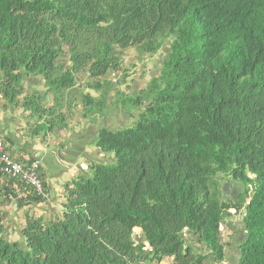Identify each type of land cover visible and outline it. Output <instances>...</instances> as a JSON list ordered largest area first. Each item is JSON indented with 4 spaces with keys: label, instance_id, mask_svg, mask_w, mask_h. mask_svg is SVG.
Wrapping results in <instances>:
<instances>
[{
    "label": "trees",
    "instance_id": "1",
    "mask_svg": "<svg viewBox=\"0 0 264 264\" xmlns=\"http://www.w3.org/2000/svg\"><path fill=\"white\" fill-rule=\"evenodd\" d=\"M165 42L158 75L121 89L126 50ZM33 76L51 107L22 96ZM0 96L49 133L73 104L92 121L104 105L137 111L96 133L114 160L66 183L59 212H25L16 241L0 213V264H226L223 223L240 215L236 264H264V0H0ZM223 182L240 186L236 200ZM42 186L35 196L0 174L3 199L23 192L19 206L47 199Z\"/></svg>",
    "mask_w": 264,
    "mask_h": 264
},
{
    "label": "crops",
    "instance_id": "2",
    "mask_svg": "<svg viewBox=\"0 0 264 264\" xmlns=\"http://www.w3.org/2000/svg\"><path fill=\"white\" fill-rule=\"evenodd\" d=\"M23 87L22 96H28L30 99L36 98L41 107L45 109L52 106V95L47 92L40 77L24 78ZM89 93L95 96L93 91H89ZM19 99L20 97L17 98V100ZM20 104L21 101L17 105L8 104L0 96V138L4 142L5 150L15 160L23 162L34 158L40 161V177L44 183L47 199L28 205V198H24L21 200L22 206H19L17 201L24 195L23 192H17L8 199H3V195L0 194V204L9 207L10 211V216L4 213L7 232L13 230L18 239V230L22 227L20 218L23 219L25 212L35 218H49L59 212V207L64 200V185L66 183L74 179V176H78L80 172L85 173L87 166L92 162H113L112 154L102 153L96 149L95 135L103 128L118 129L122 119L125 121L127 116L119 109H116L113 115L105 114L97 117L95 121H92L93 116L85 118L79 116L68 122L66 120L65 128H54L52 133H49L39 129L37 124L41 123V119L38 120ZM79 109L77 104H73V113L78 112ZM46 118L47 116L44 115L43 119ZM79 123L82 125L79 126ZM226 190L224 198L234 200L238 198L240 190L238 191L237 183H227ZM5 211L7 212V210ZM241 218L242 215L230 217L223 223V242L229 246L225 247L227 249L225 252L226 264H236L235 249L243 240ZM16 219H19V223Z\"/></svg>",
    "mask_w": 264,
    "mask_h": 264
},
{
    "label": "rangeland",
    "instance_id": "3",
    "mask_svg": "<svg viewBox=\"0 0 264 264\" xmlns=\"http://www.w3.org/2000/svg\"><path fill=\"white\" fill-rule=\"evenodd\" d=\"M167 50H168V45L166 43H164V45L162 46V48L159 52H157L156 54H153V55H149V54L139 55L134 48L126 50V52H125L126 59L124 60L122 65L124 68H126L128 70L130 77H129V79L126 80L125 86H122L120 88L124 89L125 91H129L131 89L137 90L139 88L145 87L148 84L151 76L158 75L159 70H160V65H161V59ZM81 83H82L81 81L77 82L78 85H81ZM83 86H85V84ZM79 91H83V89H81ZM75 95L77 98H79V93H75ZM129 106H131L130 102H128V105L126 103H123L122 105H119V107H117V108L109 107V105H104L103 107H101L100 112L102 114H106V115L108 114V116H111V115H113V112L116 109L123 111V110L128 109ZM110 108L112 109V111L109 112ZM128 112L131 116L127 113L125 121H123V119H122L120 125L118 126V129L127 128V126L129 127V126L134 124L135 120H133V119L137 117V111L133 108H129ZM79 116H81V110H78V112L72 113L71 117H69V116L66 117V120L68 122V121H71L73 119H77ZM102 116H104V115H102ZM78 125L80 126L82 124L79 123ZM54 128L56 129L57 127L55 126ZM77 174H78V172H77ZM74 178H76V177L74 176ZM227 183L232 184V182H223L221 187H222L224 192L227 191L226 190L227 189ZM237 187H238V191H239L241 188L238 186V184H237ZM233 196H234V194H233ZM5 210H7V212ZM0 213L1 214L6 213L8 216H10L9 207H6L3 204H0ZM5 219H6V215H5ZM5 219H4V224H5ZM20 220H22V226H23V219L20 218ZM16 221L19 223V219H16ZM5 230H7V229H5ZM7 234H8V239L10 241L18 239V237L15 236V233L13 230L7 232ZM134 235H135V239L142 240L140 238V234H139L138 230H134ZM227 247H229V246H227ZM224 251L226 252L227 249L225 248Z\"/></svg>",
    "mask_w": 264,
    "mask_h": 264
},
{
    "label": "built area",
    "instance_id": "4",
    "mask_svg": "<svg viewBox=\"0 0 264 264\" xmlns=\"http://www.w3.org/2000/svg\"><path fill=\"white\" fill-rule=\"evenodd\" d=\"M40 170L41 164L38 159H27L23 162L15 160L5 150L4 143L0 138V174H6L11 178H15L27 186L28 191L35 196H44Z\"/></svg>",
    "mask_w": 264,
    "mask_h": 264
},
{
    "label": "clouds",
    "instance_id": "5",
    "mask_svg": "<svg viewBox=\"0 0 264 264\" xmlns=\"http://www.w3.org/2000/svg\"><path fill=\"white\" fill-rule=\"evenodd\" d=\"M166 44H167V42H165ZM168 45V44H167ZM2 140V139H1ZM3 141V140H2ZM4 143V142H3ZM41 164V163H40ZM42 180V179H41ZM243 233V232H242ZM222 242H223V238H222ZM163 263H165V261L163 262Z\"/></svg>",
    "mask_w": 264,
    "mask_h": 264
},
{
    "label": "water",
    "instance_id": "6",
    "mask_svg": "<svg viewBox=\"0 0 264 264\" xmlns=\"http://www.w3.org/2000/svg\"><path fill=\"white\" fill-rule=\"evenodd\" d=\"M84 166V165H83Z\"/></svg>",
    "mask_w": 264,
    "mask_h": 264
}]
</instances>
